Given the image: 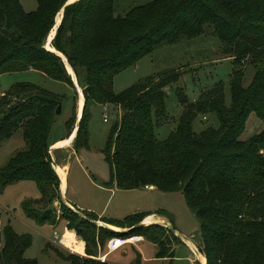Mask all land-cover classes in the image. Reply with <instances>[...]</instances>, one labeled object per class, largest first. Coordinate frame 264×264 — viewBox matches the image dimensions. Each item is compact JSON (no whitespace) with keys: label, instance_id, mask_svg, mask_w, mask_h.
<instances>
[{"label":"trees","instance_id":"16d2710c","mask_svg":"<svg viewBox=\"0 0 264 264\" xmlns=\"http://www.w3.org/2000/svg\"><path fill=\"white\" fill-rule=\"evenodd\" d=\"M66 1L35 0V10L24 13L17 0H0V75L33 70L71 86L66 66L55 53L60 54L83 101L74 152L86 147L88 107L115 105L120 113L114 114L101 150L109 185L121 191L145 186L180 191L198 221V251L205 264H264V0H149L121 15H114V0H76L64 6ZM60 10L49 41L51 52L44 44ZM198 36L214 39L219 53L231 60L229 103H224L221 83L200 91L193 102L176 90L181 111L175 127L165 139L157 140L154 126L160 125L165 113L163 89L175 83L179 73L169 70L146 77L117 94L112 91V78L162 45ZM246 67L253 73L242 87ZM60 100L22 82L1 93L0 141L18 130L24 148L0 168V191L29 180L40 194L38 203L58 201L67 228L85 241L86 255H64L67 264H114L93 258L90 248L101 244L104 236L128 235L155 244L154 258H168L170 264V243L178 238L168 227L152 223L127 233L114 231L96 226L95 218L87 216L96 214L79 215L58 198V179L47 158V135ZM208 114L215 116L217 127L194 133V118ZM250 115L262 128L241 140ZM27 205L22 202L26 216L53 224L54 209L44 207L36 214ZM148 214L138 211L103 222L128 228ZM0 236V264H37L23 257L28 235L5 225ZM131 264H141L138 252Z\"/></svg>","mask_w":264,"mask_h":264},{"label":"rangeland","instance_id":"374dc122","mask_svg":"<svg viewBox=\"0 0 264 264\" xmlns=\"http://www.w3.org/2000/svg\"><path fill=\"white\" fill-rule=\"evenodd\" d=\"M17 1L24 13L35 10V0ZM147 1L149 0H114V15H121L128 8L141 5ZM52 34L53 31L49 36ZM219 49L218 42L203 36H198L188 41H180L173 45H162L142 57L133 66L115 74L112 78V91L117 94L146 77L169 70H176L179 73L177 81L163 89L165 93L164 117L160 121V125L154 126L155 138L163 140L174 129L177 117L181 111L175 95L176 90H182L187 101L193 102L200 91L209 89L216 83H221L224 103L228 105V77L232 65L229 58L219 53ZM66 70L68 71L67 68ZM252 73L251 67L244 69L241 80L242 87H246L249 84ZM18 82L33 84L61 98L60 112L54 117L47 140L55 141L65 136L66 133L68 134L72 126L68 121H75V114L80 111L82 102L79 96L77 97L78 92L76 93L73 83L69 86L45 77L40 79L39 75L35 73H6L0 75V95L12 84ZM116 112L120 113L115 105L106 104L104 114L107 122L103 123L101 106L91 104L88 107L89 120L86 147L74 152L71 144L50 154L53 162L61 163V160L63 162L72 152L67 163L69 173L66 181V199L74 205L80 204L89 208L94 214H100L101 216L92 214L87 216L95 218L94 221L108 227L111 225L103 222L104 218L121 219L125 215L138 211L153 213L167 220L168 229L173 228L178 235L184 236L198 250V221L194 212L186 205L180 191L164 192L157 189L147 190L143 188L121 191L115 189L113 185H109L108 168L103 161L101 150L109 129L115 121L114 114ZM204 117L203 119V116L197 115L192 121L191 130L194 133H198L208 127H217V121L213 114L204 115ZM71 118L72 120L70 121ZM261 128V123L250 115L245 122L244 130L239 139L245 140L252 134L257 133ZM23 148L24 141L21 139L18 130L8 139L0 141V168L11 155ZM39 198L40 194L36 184L32 181H18L5 186L0 191V234L3 227L8 225L15 233L28 235L30 242L23 251V257L35 259L37 264H67L63 256L71 253L85 256L84 249L83 254H79L72 249L60 248L58 238H60L62 226H65L66 233L73 235L71 237L80 238L81 242H83V248L85 241L80 236H77L75 232H73L74 234L69 233L73 230L67 228V221L62 217L63 211L60 209L57 200L46 204L38 203ZM24 201L27 202V207L32 213L39 214L44 207L54 209L56 216L53 224L51 225L47 222L38 223L26 216L22 207V202ZM70 209L72 210V208ZM80 215H82L81 212ZM95 225L99 226L98 224ZM111 227L112 229H121L115 226ZM177 234L175 235L178 240H172L170 243V248L173 250L170 264H200V262H203V255L200 253V260L195 258L188 242H184ZM133 236L138 235L124 237L129 239ZM110 238L104 236L101 244L95 246V248H90L94 252L93 258L98 259L102 254H105L107 250L106 243ZM155 251L156 245L148 240L142 239L131 242L127 240L126 243L109 253L105 260L108 262L112 261L114 264H131L135 253L138 252L141 264H166L168 258H154Z\"/></svg>","mask_w":264,"mask_h":264},{"label":"crops","instance_id":"0c3cea01","mask_svg":"<svg viewBox=\"0 0 264 264\" xmlns=\"http://www.w3.org/2000/svg\"><path fill=\"white\" fill-rule=\"evenodd\" d=\"M65 64H64V68H65ZM66 68L68 69V67L66 66ZM70 69H68V71H69ZM66 71V70H65ZM67 71V72H68ZM23 73H35V74H37V75H39V78L40 79H42L44 76H42L40 73H38V72H36V71H33V70H27V71H25V72H23ZM71 76H72V73H71V71H69L68 72ZM71 76H70V79H71ZM46 78V77H45ZM72 81V80H71ZM22 83H25V82H22ZM78 91L80 92V94H81V90L78 88ZM76 93H77V91H76ZM79 95H78V93H77V97H78ZM81 100H82V96H81ZM78 114H79V112L77 111V114H75V120L77 119V116H78ZM118 114V113H117ZM74 124H75V121H74ZM74 124H73V126H74ZM73 126H72V128H73ZM262 126V125H261ZM72 128H71V130H70V132L67 134L66 133V135L65 136H63V137H61L60 139H58V140H52V141H49V140H47V142H48V144H49V148H52V147H56V149H54V150H52L51 152H50V154L52 153V152H54V151H56V150H58V149H60V148H57L58 146H61V145H63L64 143H65V141L66 140H68L67 138L69 137V134L71 133V131H72ZM73 136H72V138L68 141V144H66V145H64V146H62L61 148H63V147H66V146H70L71 144H72V142H73ZM72 153V152H71ZM70 153V154H71ZM69 154V156H71ZM69 156L66 158V159H64L63 160V162H62V160H61V163H56V162H54L55 163V165H56V168H57V172H58V175L56 174V172H55V174H56V176H57V178H58V182H59V185H58V191L60 192V195H61V201L66 205V206H68V207H70V208H72V210H74V211H76V212H78V214H80V212L82 213V211H87V212H91L90 211V209L89 208H86V207H84V206H81L80 204H76V205H74L72 202H70L68 199H66V190H67V188H66V185H67V183H66V181H67V176H68V173H69V166L67 165V163H68V158H69ZM61 170V171H60ZM61 173H60V172ZM143 189H147V190H154V188L153 187H151V188H145V187H143ZM77 201V200H76ZM77 203V202H76ZM96 215H98V216H101L100 214H96ZM48 223V222H47ZM50 224V223H49ZM52 225V224H51ZM109 225V224H108ZM112 226V225H111ZM110 226V227H111ZM114 231H116V230H119V229H113ZM67 232V230H66V228H65V226H62V231H61V233H60V237H62L65 233ZM71 232V231H70ZM74 232V230L72 231V233ZM174 232L176 233V231L174 230ZM62 234V235H61ZM136 237H138V241H140V240H142V239H144L142 236H136ZM60 240V239H59ZM58 243H60L59 241H58ZM83 243V242H82ZM83 245V244H82ZM60 248L61 249H65L66 247L65 246H63L61 243H60ZM83 247V246H82ZM120 247V246H119ZM117 249V248H116ZM116 249H114V250H116ZM68 250H70V249H68ZM114 250H112V251H114ZM112 251H108V250H106V252H105V254H102L100 257H98V259L100 260L101 259V257H103V259L105 258V255H106V257H108V254L109 253H111ZM82 254H83V249H82ZM111 263H114V262H112V261H110Z\"/></svg>","mask_w":264,"mask_h":264},{"label":"water","instance_id":"95a60500","mask_svg":"<svg viewBox=\"0 0 264 264\" xmlns=\"http://www.w3.org/2000/svg\"><path fill=\"white\" fill-rule=\"evenodd\" d=\"M74 1H76V0H72V1H68V0H67V1L65 2L64 6H66V5H68V4H71V3L74 2ZM61 10H62V9H61ZM61 10L59 11V12H60V17H61ZM59 12H58V13H59ZM57 25H58V24H56V26L54 27V31H55ZM54 31H53V34H54ZM49 41H50V40H48L47 42H45V44H44V49H46V45H47V44H48V46H49ZM46 43H47V44H46ZM46 50H48V49H46ZM48 51L54 52L52 49H50V50H48ZM55 54H56L57 56H59V57L61 58V61L63 62V64H65V65L67 66V64H66V62H65V60H64V58L61 57V55L58 54V53H55ZM70 71H71V70H70ZM71 73H72V72H71ZM71 80H72L73 86L75 87V90L77 91V90H78V87H77V85H76V81H75V78H74L73 74H72V76H71ZM79 95L81 96L80 92H79ZM82 102H83V101H82ZM59 112H60V104H57V106H56V108H55V110H54V115H58ZM80 113H81V110H80V112H79V114H78V116H77V119L75 120V124H74V126H73V128H72V131H71V133L69 134V137L67 138L68 141L72 138V136H73V137L75 136L76 128H77V124H78V119H79ZM116 116H117V115H115V117H116ZM62 146H64V145L58 146L57 148H61ZM54 149H56V147H52V148H49V147H48V148H47V158H48V162H49V164H50L51 169H52L53 172L55 173L57 168H56L55 163L53 162V160H52L51 157H50V152H51L52 150H54ZM55 175H56V174H55ZM57 179H58V178H57ZM58 183H59V182H58ZM58 198L61 200V195H60V192H59V191H58ZM74 212H76V211H74ZM76 213L78 214V212H76ZM79 215H80V214H79ZM94 223H95V224H98L99 226H103V227H106V228H108V229L113 230L111 227H108L107 225H104V224L98 223V222H96V221H94ZM152 223L160 224V225H162V226H164V227H169V226H168V221H167V220H164L163 218H161V217H159V216H157V215H154L153 213H150V214H148L147 216L143 217V219H142L140 222H138V223H136V224H134V225H132V226H130V227H128V228H122V229H119V230H116V231H120V232H125V233H127V232H129L130 230H132V229L139 228V227H142V226H145V225H148V224H152ZM169 230H170L171 232H173L174 234H177V233L174 232V229L169 228ZM177 235H178V234H177ZM178 236H179L180 238H182V240H183L184 242H188V244H189L191 250L193 251V253H194V255H195V258L199 259L197 256L200 255V253H199L198 250H196V248L193 246V244H192L191 242H189L184 236H181V235H178ZM200 264H205V259H204L203 262H200Z\"/></svg>","mask_w":264,"mask_h":264},{"label":"bare ground","instance_id":"6f19581e","mask_svg":"<svg viewBox=\"0 0 264 264\" xmlns=\"http://www.w3.org/2000/svg\"><path fill=\"white\" fill-rule=\"evenodd\" d=\"M69 1H72V0H69ZM59 21H60V14H59V16H58V18H57V24L59 23ZM54 31V30H53ZM53 35V34H52ZM52 35L51 36H49L48 37V39H47V41L48 40H50V38L52 37ZM46 41V42H47ZM47 44V43H46ZM46 49H49V47H48V44L46 45ZM68 67V66H67ZM68 69H69V67H68ZM70 71V70H69ZM77 92H78V95H79V91L77 90ZM79 98L81 99V96L79 95ZM80 105V104H79ZM81 107H82V102H81ZM80 110H81V108H80ZM80 112V111H79ZM66 144H68V140H66L65 141V143L63 144V145H66ZM61 171V170H60ZM59 171V172H60ZM61 173V172H60ZM56 174L58 175V172H57V169H56ZM110 227V226H109ZM112 228V227H111ZM59 239H61V241L59 240V242L63 245V246H65L66 248H68V249H72L74 252H76V253H79V254H82V249H83V245H82V242H81V240H80V238H75V237H71V236H69V235H67L66 233L62 236V237H60ZM198 258H199V260L201 259V255H198L197 256Z\"/></svg>","mask_w":264,"mask_h":264},{"label":"built area","instance_id":"2783aa9c","mask_svg":"<svg viewBox=\"0 0 264 264\" xmlns=\"http://www.w3.org/2000/svg\"><path fill=\"white\" fill-rule=\"evenodd\" d=\"M101 111H102V122L103 123H106L107 122V118H106V115L104 114L105 112V105H101ZM145 188H151V187H147L145 186ZM127 240L129 242L131 241H137V237L136 236H133L132 238H129V239H126L125 237H111L110 239H108L107 243H106V248L108 251H112L116 248H118L119 246H121L122 244L126 243ZM58 241H59V238H58ZM101 261H103V257H101L100 259Z\"/></svg>","mask_w":264,"mask_h":264}]
</instances>
